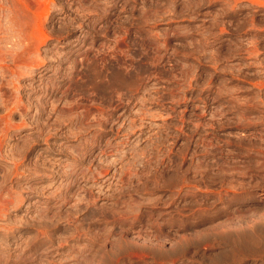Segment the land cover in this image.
Returning <instances> with one entry per match:
<instances>
[{"label": "rangeland", "instance_id": "obj_1", "mask_svg": "<svg viewBox=\"0 0 264 264\" xmlns=\"http://www.w3.org/2000/svg\"><path fill=\"white\" fill-rule=\"evenodd\" d=\"M0 264H264V0H0Z\"/></svg>", "mask_w": 264, "mask_h": 264}]
</instances>
